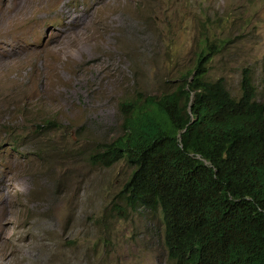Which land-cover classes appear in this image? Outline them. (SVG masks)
Wrapping results in <instances>:
<instances>
[{
    "label": "rangeland",
    "instance_id": "obj_1",
    "mask_svg": "<svg viewBox=\"0 0 264 264\" xmlns=\"http://www.w3.org/2000/svg\"><path fill=\"white\" fill-rule=\"evenodd\" d=\"M211 41L209 78L239 95L250 70L264 101V0H0V264H171L131 166L91 155Z\"/></svg>",
    "mask_w": 264,
    "mask_h": 264
},
{
    "label": "trees",
    "instance_id": "obj_2",
    "mask_svg": "<svg viewBox=\"0 0 264 264\" xmlns=\"http://www.w3.org/2000/svg\"><path fill=\"white\" fill-rule=\"evenodd\" d=\"M203 46L175 89L125 100L123 133L91 156L131 166L121 194L162 213L171 264H264V101L250 70L239 95L209 78L223 44Z\"/></svg>",
    "mask_w": 264,
    "mask_h": 264
},
{
    "label": "bare ground",
    "instance_id": "obj_3",
    "mask_svg": "<svg viewBox=\"0 0 264 264\" xmlns=\"http://www.w3.org/2000/svg\"><path fill=\"white\" fill-rule=\"evenodd\" d=\"M5 35V34H4ZM2 229V228H1ZM1 229H0V231H1Z\"/></svg>",
    "mask_w": 264,
    "mask_h": 264
}]
</instances>
